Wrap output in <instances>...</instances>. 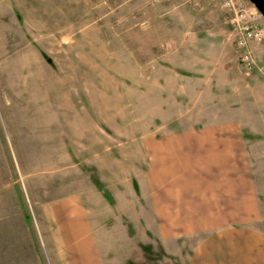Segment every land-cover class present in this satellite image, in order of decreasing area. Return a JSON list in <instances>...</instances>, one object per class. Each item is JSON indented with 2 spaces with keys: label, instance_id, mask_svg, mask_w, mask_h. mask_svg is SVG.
<instances>
[{
  "label": "rangeland",
  "instance_id": "1",
  "mask_svg": "<svg viewBox=\"0 0 264 264\" xmlns=\"http://www.w3.org/2000/svg\"><path fill=\"white\" fill-rule=\"evenodd\" d=\"M209 13L0 0V264H239V226L264 237V150L179 79Z\"/></svg>",
  "mask_w": 264,
  "mask_h": 264
},
{
  "label": "crops",
  "instance_id": "2",
  "mask_svg": "<svg viewBox=\"0 0 264 264\" xmlns=\"http://www.w3.org/2000/svg\"><path fill=\"white\" fill-rule=\"evenodd\" d=\"M247 3L251 5L248 0ZM210 15L212 27L209 24L204 33L197 29L191 30L189 36L179 35L178 45L174 46V54L182 55L179 79L190 86L195 83L194 88L200 91L188 92L196 97L204 94L213 110L221 105L217 118L224 121L221 127H228V132L215 133L237 135L239 142L261 145L264 150V42L252 45L256 66L246 71L235 61L229 18H223V28L217 15ZM189 17L194 24V15ZM258 24L264 29V18ZM255 229L245 225L238 228L239 264H264V237Z\"/></svg>",
  "mask_w": 264,
  "mask_h": 264
},
{
  "label": "built area",
  "instance_id": "3",
  "mask_svg": "<svg viewBox=\"0 0 264 264\" xmlns=\"http://www.w3.org/2000/svg\"><path fill=\"white\" fill-rule=\"evenodd\" d=\"M244 5L245 0H223L239 62L246 71H251L256 66L252 45L264 42V29L258 24L257 12Z\"/></svg>",
  "mask_w": 264,
  "mask_h": 264
},
{
  "label": "flooded vegetation",
  "instance_id": "4",
  "mask_svg": "<svg viewBox=\"0 0 264 264\" xmlns=\"http://www.w3.org/2000/svg\"><path fill=\"white\" fill-rule=\"evenodd\" d=\"M251 5H252V4H251ZM251 7L257 12L259 19H260V18H264V13H260V12H258V11L255 9V7H254L253 5H252Z\"/></svg>",
  "mask_w": 264,
  "mask_h": 264
}]
</instances>
